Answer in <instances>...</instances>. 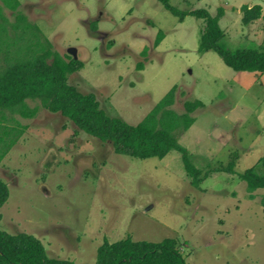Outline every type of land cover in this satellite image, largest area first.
<instances>
[{"label": "rangeland", "instance_id": "obj_1", "mask_svg": "<svg viewBox=\"0 0 264 264\" xmlns=\"http://www.w3.org/2000/svg\"><path fill=\"white\" fill-rule=\"evenodd\" d=\"M255 1L170 4L181 11L206 9L214 17L225 9L220 45L235 52L255 45L231 7ZM17 2L12 10L0 0V17L6 18L1 59L10 61L35 40L37 31L28 38L16 35V16L22 15L62 56L77 50L84 67L69 76V84L95 94L114 118L137 125L176 87L171 109L178 114L186 101H201L205 107L192 114L196 123L179 143L202 182L193 184L177 151L163 160L118 155L60 113L41 109L32 119L17 116L26 129L0 162V179L10 190L2 230L33 235L50 259L76 264H94L105 241L129 237L177 239L186 264H264V189L252 192L238 176L257 167L264 171V74L235 72L217 53L201 54L203 22H181L158 0ZM231 161L235 174L206 178L209 169Z\"/></svg>", "mask_w": 264, "mask_h": 264}, {"label": "trees", "instance_id": "obj_2", "mask_svg": "<svg viewBox=\"0 0 264 264\" xmlns=\"http://www.w3.org/2000/svg\"><path fill=\"white\" fill-rule=\"evenodd\" d=\"M6 6L15 10L17 0H3ZM173 16L183 22L187 17H194L203 22L199 52H215L225 65L235 72L264 74V47H251L235 52L221 47L225 34L219 21L225 14L220 8L217 16H212L206 9L181 11L170 4L171 0H158ZM1 9V7H0ZM242 23L249 26L262 18V8L255 6L241 7ZM1 18V17H0ZM16 35L24 38L26 34L37 35L30 40L26 49L13 55L10 61L0 57V162L19 142L23 130L17 116L23 119L35 118L43 109L52 114H61L72 121L79 131L89 134L102 143L111 144L118 155L139 160L165 159L170 152L182 155L187 173L199 187L201 171L191 162V157L180 143V137L196 123L192 114L205 105L199 101H186L184 113L178 114L171 109L176 102V88L167 93L152 111L137 125H130L120 118L108 115L102 108L95 94H83L69 84V76L79 72L84 65L73 56H62L53 49V44L44 37L39 29L26 26L27 20L22 15L16 16ZM0 21V34L6 32L4 18ZM14 46L20 47L11 37ZM163 40L159 35L157 45ZM3 62L1 63V61ZM28 101L38 102L30 107ZM234 161L226 167L209 169L206 178L213 173H230ZM264 168V159L261 163ZM252 192L264 189V171L257 168L239 173ZM10 190L7 183L0 179V264H76L69 260L50 259L43 243L35 236L19 233L12 235L2 230L1 209L8 202ZM253 197V196H252ZM254 198V197H253ZM264 205V196L262 198ZM94 264H186L177 239H166L159 243L134 241L126 238L116 243L105 241L98 248Z\"/></svg>", "mask_w": 264, "mask_h": 264}, {"label": "crops", "instance_id": "obj_3", "mask_svg": "<svg viewBox=\"0 0 264 264\" xmlns=\"http://www.w3.org/2000/svg\"><path fill=\"white\" fill-rule=\"evenodd\" d=\"M243 6H248L249 8L260 6L262 8V18L256 21L255 23L249 26H245V27H248L247 37L252 40V43L255 45V47H258L261 45L264 47V0H257L255 2H250V3L241 2L238 7L232 6L231 7L232 10L240 15L241 22H242V16H243L241 13V7ZM254 27H255V30H253ZM244 32L245 30L242 29V34Z\"/></svg>", "mask_w": 264, "mask_h": 264}, {"label": "water", "instance_id": "obj_4", "mask_svg": "<svg viewBox=\"0 0 264 264\" xmlns=\"http://www.w3.org/2000/svg\"><path fill=\"white\" fill-rule=\"evenodd\" d=\"M68 53H69L71 56H73V58H74L75 60H77L78 55H77V50H76L75 48H71V49H69Z\"/></svg>", "mask_w": 264, "mask_h": 264}]
</instances>
